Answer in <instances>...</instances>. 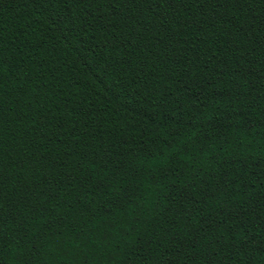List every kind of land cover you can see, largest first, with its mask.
Returning a JSON list of instances; mask_svg holds the SVG:
<instances>
[{"label":"trees","instance_id":"trees-1","mask_svg":"<svg viewBox=\"0 0 264 264\" xmlns=\"http://www.w3.org/2000/svg\"><path fill=\"white\" fill-rule=\"evenodd\" d=\"M0 264H264V0H0Z\"/></svg>","mask_w":264,"mask_h":264}]
</instances>
